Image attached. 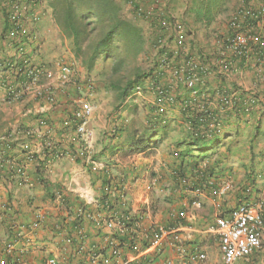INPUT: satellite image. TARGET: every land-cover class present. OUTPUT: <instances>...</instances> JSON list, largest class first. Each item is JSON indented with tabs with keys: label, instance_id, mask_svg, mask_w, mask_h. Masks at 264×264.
<instances>
[{
	"label": "crops",
	"instance_id": "0c3cea01",
	"mask_svg": "<svg viewBox=\"0 0 264 264\" xmlns=\"http://www.w3.org/2000/svg\"><path fill=\"white\" fill-rule=\"evenodd\" d=\"M135 1L143 8L156 6L157 13L156 18L150 20L134 17L129 0L128 2L119 0L122 14L138 27L141 42L150 43L145 53L151 56L148 58L151 62L143 76L147 77L149 73L153 75L157 69L158 54L153 49V45L151 47L154 41L151 37L155 38L168 12L176 14L188 23L189 45L201 59L210 62L215 46L214 38L208 36L207 32L215 26L212 25V21L208 23L203 18L204 11L201 8L197 9V2L193 8L190 7L195 17L193 19L189 18L190 10L185 13L184 10L178 11L177 5L182 4L183 0ZM48 8L47 15L37 24L35 44L37 59L49 65L55 61L72 65L73 81L65 92L58 94L57 103L52 106L37 100L17 104L3 103L8 110L13 111L8 122L9 131L31 129L34 133L31 136H20L19 141L5 151L6 161L0 167V263L46 264L49 257H55L58 264H92L89 254L93 252L98 255L95 264H120V262L105 263L104 261L110 256V246L103 237H111L112 232L106 228H96L85 216L77 219L79 217L77 209L84 205L85 210L103 215L118 217L124 214L121 210L126 209L128 213L138 215L139 226L133 231L138 235L137 242L144 232L150 231L153 225L160 224L171 230V236H176L181 244V252H177L166 240L160 252L155 254L141 250L142 248L135 253L129 246H122L123 257L132 260L131 264H224L218 248V239L215 234L207 230V227L214 222L219 212L228 211L242 200L255 206L261 205L264 209V179L256 180L250 195L245 196L238 187L227 196L215 200L202 194L197 196L201 206L194 207L185 203L184 195L187 192L173 189V172H170L167 184L164 182L161 188L162 198L151 200L153 193L150 190L154 188L155 183H152L146 173L142 175L138 173L139 177L132 180L129 170H193L192 165L186 162L189 160L200 162L203 156L188 157L181 164V159L176 153L179 148L173 144V140L167 142V138L157 148L128 152V146L124 145L126 136L135 128L126 118L131 109L118 107L113 110L107 106L105 109L101 108L106 101L102 100L99 103V94L92 90L94 84L89 86L87 82V75L94 72L96 64L91 70H87L81 64L80 59L72 51L70 39L60 32L53 20L51 8ZM3 31L4 19L0 15V56L6 59L11 55L12 47L3 41ZM234 78L235 76L229 79L219 75L208 76L203 81V87L209 90L219 86L233 91L238 89L237 93L241 90L245 91L243 87L234 86L235 82H232ZM234 81H237L236 78ZM143 84H147L146 79ZM179 93L187 95L188 91L181 87ZM179 93L178 97H180ZM79 94L86 96L92 105V114L87 125L91 139L84 148L72 140L75 135L72 111L76 104L74 99ZM152 98L153 96L151 100ZM0 99H3L1 91ZM151 100L147 101L150 103ZM148 105L152 107L151 104ZM167 112H170L175 119L174 124L178 125L182 122L181 113L176 107L170 108ZM107 114L110 116L105 118ZM156 114L160 115L153 112L152 116L155 117ZM41 118L49 122L50 130L39 124ZM255 119L253 118V122L249 123L254 125ZM231 125H233L231 127L235 126ZM231 139L232 136L228 137L224 140V145L214 148L213 153H208L200 164L206 162L209 166H213L214 170H237L240 173L239 177L242 178L238 177L236 180L242 185L247 181L245 166L250 165L249 146L248 142L246 145L240 143L241 148L237 146L231 148L229 152L226 150V145ZM48 142L58 149H66V153L61 157L53 156L47 146ZM262 144L263 142L258 143L257 150ZM28 152L33 154L32 160H28ZM90 158L94 160L95 165L89 164ZM155 161L162 167L156 168ZM15 162H22L25 165L29 181L25 186L18 187L12 176ZM261 165V162L255 165L254 170ZM110 177L115 180V186L126 188L125 204L120 202V198L117 199L118 194L110 196L112 206L117 207L118 211L111 214L96 209L97 200L105 193L104 184ZM165 186L168 188H164ZM56 192L61 194V199H57ZM230 197H232L230 204H224L225 199ZM149 202L155 206L152 210L148 209ZM175 206L176 210L172 212ZM180 214L182 217L179 216ZM75 221L77 224L74 226ZM75 227L79 230L75 231ZM129 230L128 227V231L117 233L124 239L126 237L122 243H127L131 233ZM80 243L87 246L83 253L76 252ZM196 254H203L204 258L191 259V256ZM235 264H264V247L254 251L247 260H237Z\"/></svg>",
	"mask_w": 264,
	"mask_h": 264
},
{
	"label": "built area",
	"instance_id": "2783aa9c",
	"mask_svg": "<svg viewBox=\"0 0 264 264\" xmlns=\"http://www.w3.org/2000/svg\"><path fill=\"white\" fill-rule=\"evenodd\" d=\"M128 3L134 17L149 20L156 18V6L143 8L135 0H129ZM48 7V0H0V15L4 19L3 41L12 47L8 58L0 56V91L3 93L2 100L8 104L37 100L49 106L55 105L58 94L65 92L73 81L72 65L62 61L49 65L37 59V24L47 15ZM164 19L153 45L158 54L157 69L153 75L145 78L147 84L138 83L132 87L125 102H136L147 91L153 95L152 106L156 113L176 107L180 112L191 110L196 114L203 113L209 117L210 127L219 125V120L214 117L232 108L237 92L220 86L209 90L203 87V81L208 76L218 75L229 79L240 74L250 64L254 67L258 80L264 83V0H260L255 6H242L230 16L228 34L222 37L215 34V50L210 62L201 59L189 45V29L181 17L168 12ZM87 82L89 86L92 85L89 78ZM181 87L188 91L186 96L179 93ZM80 94L74 99L76 104L72 111V120L75 135L72 140L84 148L91 139L87 125L92 114V105L86 96ZM39 122L50 130L46 119L41 118ZM17 130L0 134V167L6 161L5 151L19 141L20 136H31L34 133L31 129ZM47 146L53 156L61 157L66 153V149H58L51 142ZM27 158L32 160L33 154L28 152ZM88 162L95 165L92 158ZM25 169L22 162H15L13 166L12 176L18 187L29 183ZM155 182L153 178L152 183ZM180 182L189 186L188 179H181ZM247 185L244 186V192L250 195L252 187ZM234 188L235 183L231 177L207 178L202 186L191 190L194 197L190 205L200 206L197 198L199 195L208 194L215 200ZM105 190L110 196L118 194L120 202L125 204V186L117 187L110 182ZM56 197L62 198L58 192ZM185 203H189V200ZM77 214L88 218L96 228H106L112 232L111 237H103L110 246V256L104 260L105 263L131 264L132 260L123 257L122 246H129L135 253L142 248L141 250L155 254L160 252L167 240L175 251L181 252L177 237L171 236V230L160 224H155L150 231L144 232L137 242L138 235L133 231L139 226L140 220L133 222L131 213L114 217L78 208ZM179 216L182 217V214ZM128 223L131 233L126 244L112 237L113 234L128 231ZM74 229L79 230L77 227ZM207 230L216 235L224 264L247 260L254 251L261 248L264 237V209L261 205L255 206L242 200L228 211L219 212ZM86 247L84 243H80L76 252L83 253ZM196 258L202 259L204 255L191 256V259ZM97 259L98 255L90 252V262L95 264ZM46 264L58 262L55 257H49Z\"/></svg>",
	"mask_w": 264,
	"mask_h": 264
},
{
	"label": "trees",
	"instance_id": "16d2710c",
	"mask_svg": "<svg viewBox=\"0 0 264 264\" xmlns=\"http://www.w3.org/2000/svg\"><path fill=\"white\" fill-rule=\"evenodd\" d=\"M221 1L198 0L196 7L197 9H203L204 15L206 13L208 15L212 8ZM48 5L52 10L55 24L60 32L70 39L74 55L80 59L81 64L87 70H91L96 62L102 59L104 62L113 60L112 71L117 72L118 66L123 62L119 54V42L125 40L131 44L139 43L138 27L125 18L121 12L122 6L116 0H48ZM135 84L127 81L121 88L112 83L108 84L107 87L111 88L114 85L115 87L112 88L118 90V97L125 98ZM180 113L182 122L176 125L177 130L171 127V124L175 121L174 118L168 119L157 114L152 119L147 120L141 128H133L127 134L124 144L128 146V152H142L157 148L167 138L170 130H176L177 136L172 140L173 144L179 148L176 153L177 157L181 159V164L186 158L195 156H203L200 159L201 162L208 153L212 152L214 148L224 145V140L232 136L234 139L226 145L227 151L230 152L231 148H237V146L241 148L240 143L246 145V142H248L250 151V165L245 166L247 169L244 170L247 181L238 190H241L242 194L247 196V193L244 192V186L250 184L253 187L256 180L264 179V99L260 94L243 90L238 92L232 108L214 117L219 120V125L213 127L209 126L210 119L203 113L196 114L191 110ZM253 118H256L255 123L251 125ZM231 124L235 126L231 127L233 126ZM243 129L247 131V134H243V138H240V131ZM260 142H263V144L257 150ZM200 162L191 160L186 162V164L192 165L193 170H173V189L178 187L180 190L186 191L189 189L188 191L191 192L192 189L202 186L207 178L220 179L214 177L215 170L213 166H209L208 163L202 165ZM260 162L262 163L261 167L254 170V166ZM184 178L189 180V186L181 184L180 181ZM110 182L116 185L115 180L111 177L107 179L104 184L105 193L97 200L96 208L97 211H105L109 214L118 212L117 207L111 204L112 197L105 190ZM116 197L119 199V196L116 195ZM191 199H189L190 203ZM79 208L85 210L86 207L81 205ZM121 212L128 214L127 209L121 210ZM80 217L82 216L79 215L77 219ZM132 218L133 222L140 220L138 215H132ZM76 224L75 221L74 226ZM129 226L130 223H128ZM119 235L113 234L112 237L121 242L126 240V237L124 239Z\"/></svg>",
	"mask_w": 264,
	"mask_h": 264
},
{
	"label": "rangeland",
	"instance_id": "374dc122",
	"mask_svg": "<svg viewBox=\"0 0 264 264\" xmlns=\"http://www.w3.org/2000/svg\"><path fill=\"white\" fill-rule=\"evenodd\" d=\"M116 1L119 2V0H116ZM120 1H123V0H120ZM197 1L198 0H183L182 4L177 5V8H179L178 11L184 10V13H185L187 10H190L191 16H189V18L195 19V17H193V15H192L193 12H192V9L190 7L193 8L196 5ZM259 1L260 0H222L221 3L218 2L212 8V10L209 12L208 15H207V13L205 15L203 14V18L208 23H210L212 21V25L215 26V27H213V29L208 30L207 35L210 37L212 36L214 38L215 34H217L220 37L228 34V32H229L228 21H229L230 16L235 11H237L239 8H241L242 6H245V5L255 6ZM127 2H128V0H127ZM194 21L195 20H193V23H194ZM214 23H216L217 25ZM187 26H188V23H187ZM191 30H193V29H191ZM193 32L196 33V31H193ZM191 33H192V31H191ZM151 38L153 40H155V38L153 36ZM148 40H149V38H148ZM139 43H138L139 45L138 44H131L130 42H126L125 40H122L119 42V47H120V53L119 54H120V58L123 62L120 66H118L119 69L117 72L114 73L112 71V66L114 64L113 60H109V61L104 62V61H102V59H99L96 62L94 72H92V74H90V75H87L88 78L91 79V82L94 84V85H92L93 92L98 93L100 96L99 103H101L102 100L106 101L104 104L101 105V108L105 109L106 106L113 108V110L117 109L118 107L130 108L131 112L129 115L126 116L127 121L130 125L137 127V128H141L143 125L146 124L147 120L152 119V117H153L152 116V113L154 112L153 106L150 108V106L148 105V104L152 105L151 102L153 101V98L151 100V96H153V95L147 91H144L143 97L142 98L138 97L139 98L138 101H136V102H134V101L125 102V98L118 97V90L113 89V88L115 87L114 85H117L118 87L121 88L127 81H131V82H133V84L138 83V82H140V83L144 82V79L146 78V76H143L144 72H146L149 69V64L151 62V61H148V58H150L151 56H148L145 53L148 50L150 43H148V44L146 42L142 43L140 39H139ZM152 45H154V41L151 43V47H152ZM153 49H154V46H153ZM145 56H147V58H145ZM153 57L154 56H152V58ZM148 76H150V73ZM236 76H235L236 80L238 82H240L241 85L237 81H234V79H235L234 78L232 80V82H235V84H234L235 87H237V88L243 87V89L246 92H252V91L257 92L258 94H260L262 99H264L263 98L264 97V83L260 82L258 80L257 76L255 75V71H254L253 66L251 67V65L249 64L246 68H244L240 72V74H238ZM110 83L114 84V85H112L113 88L107 87V85ZM144 96H146L148 99L145 98ZM146 99L151 100V102L149 103ZM3 103H4V101L2 99H0V134L5 133V132L10 130V128L8 126V122L10 121V118H11L10 115L13 114V111H11L10 109H9L10 110L9 111L8 108H6L4 106ZM109 110H111V109H109ZM106 113H107V111H105V114ZM170 114H171L170 112L165 111V113H160V116L162 115L168 119H173L172 115H170ZM109 116L110 115L107 114V116L105 115V118H108ZM118 119L119 118H117V120ZM171 127L175 128L177 130L176 124L172 123ZM176 130H173V131L170 130L168 132L167 142H169L175 136H177ZM240 132H241L240 138H243V134L244 135H245V133L247 134V131H244V129L241 130ZM233 139H231V140H233ZM260 143H262V142H260ZM163 145H165V144H163ZM132 162H135V161H132ZM154 164H155L156 168H157V166H161L160 163L156 162V161L154 162ZM132 169H133V166H132ZM129 172H130V176L133 178L132 180H136L137 177H139L138 173H140L141 175L146 173L147 176L151 180L154 178L156 180V182L154 184V188H152L150 190L153 193V197L151 198V200H153V198L158 200V199L162 198V196L160 195L161 194V188L163 187L164 182H166V184H167V182H168L167 180L169 179V176H170L169 174H171L173 172V170H157V169L156 170H129ZM240 172H241V170H240ZM135 173L137 174L136 176L134 175ZM214 174H215L214 177H217L220 179L231 177V179L235 183L236 188L238 187V189H239L241 186V184L236 180V178H238L239 174H240V173H238L237 170H215ZM239 178L241 179L242 177L240 176ZM150 188H151V186H150ZM164 188H168V186H165ZM173 188H174V186H173ZM175 190L179 191L180 189L177 187V188H175ZM188 190L185 191V192H187L184 195L185 201H188L189 199L194 197L193 194L190 193V191H188ZM228 194H230V192L227 193L225 196H227ZM205 195L209 196L208 194H205ZM163 198L166 199L168 197H163ZM170 200H172V199H169V201ZM169 201H166V203L171 204V202H169ZM231 201H232V197L226 198L224 201V204H226V205L228 203L230 204ZM188 204H190V202ZM200 206H201V202H200ZM154 207L155 206L153 205V203L149 202V208L148 209L152 210ZM173 209L174 210H171V211L175 212L176 206ZM261 247L262 248L264 247V237L262 240Z\"/></svg>",
	"mask_w": 264,
	"mask_h": 264
}]
</instances>
